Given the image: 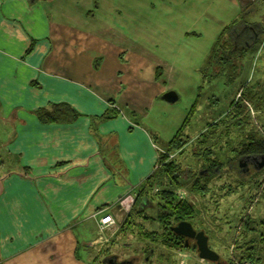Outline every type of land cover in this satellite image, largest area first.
<instances>
[{"label": "crops", "instance_id": "crops-1", "mask_svg": "<svg viewBox=\"0 0 264 264\" xmlns=\"http://www.w3.org/2000/svg\"><path fill=\"white\" fill-rule=\"evenodd\" d=\"M242 12V0H0V104L19 119L0 141V264H91L93 215L122 219L155 169L154 134L168 145L184 125L162 96L199 82L186 72L196 42ZM214 17L228 19L217 34ZM111 100L120 114L93 127ZM48 103L81 116L43 124L33 111ZM263 192L245 188L241 209Z\"/></svg>", "mask_w": 264, "mask_h": 264}, {"label": "trees", "instance_id": "trees-1", "mask_svg": "<svg viewBox=\"0 0 264 264\" xmlns=\"http://www.w3.org/2000/svg\"><path fill=\"white\" fill-rule=\"evenodd\" d=\"M252 1L254 0H242L243 12L240 15H253V11L257 12V15H262L260 12L262 7L259 4L254 7ZM259 3L264 4V0ZM260 20V17H252L247 20L244 17L240 21H235L225 26L212 46L209 61L218 59L217 49L218 46H223V44L231 46V53L236 51L255 52L258 44L264 46V27L261 26ZM31 50L32 48L30 47L26 53H29ZM230 56V52H228L227 58H230ZM217 62L219 63L218 60ZM248 85L244 89H241L239 97L232 103L231 108L223 116L213 123L209 122L200 135L186 140L181 138V136L195 116L194 113H188L184 125L167 145L168 148L164 149L167 154L165 152L158 154L157 167L140 185V188L136 190L134 204L122 228L115 235L116 238L130 240L133 238L135 230L138 229L142 239L160 242L164 246H167L169 251H194L198 253L195 241L188 240L185 236L174 231V227L178 223L188 221L193 225L194 229L197 231L202 230L208 236L206 230H203L204 228L198 229L197 226L198 224L200 226L203 225L201 214L198 215L197 213L200 209L198 211L189 201L177 198L176 193L180 189L179 187L184 184L187 187L186 185L189 183L188 186L191 192L201 200H204L202 202L205 203V210L212 221H218L222 218L216 214L219 210H216V215H214V202V207L217 209L219 201L222 198H227L239 192L240 189H245L249 186L257 189L262 187L261 183H256L258 178L263 175L264 167L251 172L248 181L240 175L241 172H238L235 167L246 156H254L256 159H259L264 154V119L261 120L264 117V97L260 95L263 89L260 88L255 91L246 90ZM109 104L110 107L104 114L91 117L93 127H96L101 121L113 119L120 114V111L114 107L115 103L113 100ZM2 110L3 108L0 104V141L8 144L11 143V138L16 135L14 125L19 122V119L17 110H14L10 116L4 119ZM33 114L43 124L75 121L81 116L68 103H48L35 109ZM9 124L10 126L8 127L7 125ZM154 140L156 143L159 140L157 134H154ZM102 144H107V142L104 141ZM187 144H190L192 147V153L197 160L201 161V169L195 171L192 175H190L192 171H188L186 174L183 170V164L177 160L179 156L184 154ZM0 145H3V143H0ZM114 145L118 149V145ZM115 147L112 148V152H115ZM3 151H5L4 148L0 147L1 156ZM169 151L177 152L173 159L167 158ZM3 165L4 163L1 162L0 166ZM228 165L232 168L230 167L228 168L229 170H226L225 168ZM158 185L159 189L156 190ZM214 191L224 193L217 196L221 198L219 201L214 198V194H216ZM146 201H149L158 208L156 217L146 215V209L144 208ZM225 219L232 224L230 220ZM242 219V215H240L239 220L237 219L238 228L239 230L243 229L242 232L245 233V238L248 240L244 244H241L238 241V236L233 235L229 239V242H232L231 244H238L240 253L237 254L234 249L231 255L230 252H227L225 259L219 254L220 257L217 263L214 262L213 264H222L223 262L225 264H238L239 260L244 259L256 260L257 263L264 264V246L263 248L261 246L258 247L256 244L257 239L254 237L258 236L260 241L263 240L264 244V228H260V225H264V219L260 222L262 224L256 223L252 225L251 212L246 213L245 221H242ZM154 221L158 222L159 228L147 229L145 223L149 222L151 224ZM208 239L209 246L219 253L223 245L214 246L209 236ZM150 248L152 247H149L147 252L152 254L153 248ZM160 259L163 260V264H168L172 260L170 256L162 254L160 255Z\"/></svg>", "mask_w": 264, "mask_h": 264}, {"label": "rangeland", "instance_id": "rangeland-1", "mask_svg": "<svg viewBox=\"0 0 264 264\" xmlns=\"http://www.w3.org/2000/svg\"><path fill=\"white\" fill-rule=\"evenodd\" d=\"M260 1H252V5L255 7L258 4L264 8V4L259 3ZM90 2V1H89ZM90 3H85L86 8H91ZM247 20L248 18L252 17H260V23L261 26L264 27V15H230L229 18L233 19L230 23L235 21H240L241 18ZM228 20V19H227ZM227 20H224L222 18H215L213 20V30L217 34L218 28L217 26H221ZM230 20V19H229ZM186 23H192L191 19L188 18V21ZM229 23V24H230ZM190 26V25H189ZM221 32V31H220ZM220 32L216 35L212 36V30L211 34L205 35L203 34L201 40L199 42H196L198 46H201L200 51L195 52L191 54V61L188 62V67L186 68V72L188 77L194 76H200L199 82L191 83L185 85L184 83L176 82L173 84V87L178 91V95L180 96V99L176 101L178 105H180L182 108H185L188 113H194L195 116L192 119L191 123L185 128L184 133L182 134L181 138L188 139V138H194L198 135H200L201 131L206 127V125L211 122L213 123L215 120H217L219 117L223 116L230 108L234 101L237 100V98L240 95L241 89H244L246 85H248V88L246 90H258L263 89L262 92H260V95L264 97V46H261L262 44H258L256 51H236L234 53H231V46L227 44H223L218 46L217 49V57L218 59H213L209 61L210 51L212 49V46L216 42ZM216 38L213 40V38ZM213 40V41H212ZM264 41V40H263ZM184 45H189L185 43ZM216 49V47H215ZM207 52V53H206ZM230 52V58H227V53ZM196 57V58H195ZM219 61V63L217 62ZM158 70V69H157ZM196 74V75H195ZM264 117L261 119L263 120ZM260 120V121H261ZM176 135L174 133L169 140H172L173 137ZM168 136H170V133H168ZM166 142L168 141H162L158 140L157 143L159 145V153H164L166 150L167 145ZM166 153V152H165ZM177 152L169 151L168 157L173 159L176 156ZM167 154V153H166ZM178 162H181L183 164V170L187 174L188 171H192L190 175H192L195 171H199L201 169L200 162L198 161L195 155L192 153V147L189 146L187 149H184V154L179 156L177 158ZM165 162V161H164ZM243 163H246V171L241 172L240 175L245 179L248 180L249 175L251 172H253L255 169L251 167L252 165L247 164V162L243 159ZM161 164V163H160ZM157 167V163L155 165ZM231 166H226V170H229ZM243 168L242 166H240ZM232 168V167H231ZM249 168V169H248ZM216 173V171H215ZM186 183V182H185ZM262 185V188L264 189V172L263 175L258 178V181L256 184ZM189 184V183H188ZM188 184L185 187L184 185H181L179 190L180 192H177V198L180 200L189 201L195 209H197L199 214H201V220L203 225H197L198 229L204 228L203 230H206L209 238H211L210 241H212L214 246L223 245V248L221 247L219 250V253L223 259L227 257V252L233 253V250H231V246H234L231 244L232 242H229V239L234 236H238V241H240L241 244H244L248 239L245 238L246 235L243 233V229L239 230V226L237 224L240 215H242V221H245L246 212H243L246 208L241 209V195H243V190L240 189L239 192L233 194L230 196V198H225L223 201L221 200L219 203V207L222 209L220 210L219 207L215 209L214 203V215L217 214V216L222 217L218 221H212L211 218L208 217L207 212L205 210V203L203 199L201 200L198 196H195ZM251 186L246 187V189H249ZM159 189V185L156 187V190ZM252 189L254 187L252 186ZM185 195L183 192H185ZM156 192V191H155ZM216 195H214L216 200H220L221 198L217 197L218 191H214ZM255 194L257 192H254ZM251 195H247L245 198H250ZM258 199V202L252 201V212L251 216L253 219L254 224L262 222L264 219V194L256 196ZM254 200V199H253ZM247 201V200H246ZM134 204V203H133ZM132 204V206H133ZM230 204V205H229ZM229 205V206H227ZM124 209V215H128L130 212V209ZM211 206V205H209ZM144 208L146 209V215L147 216H157L158 208L154 205H152L149 201H146L144 204ZM212 209V208H211ZM216 210H219L216 212ZM242 210V212H240ZM216 212V214H215ZM103 212L99 211L97 217V213L94 216L97 221V229H98V236L100 237L103 242L99 243L97 246L93 244L92 250L93 254L91 255V264H105L104 259L106 257L113 258L114 256H118L119 258H133L135 257V263L136 264H163V260L160 259V255H166L171 257V261L168 264H180L182 258L179 257L176 253L173 251H169L167 246H164L160 242L152 241L151 239H142L139 233V230L136 229L135 233L133 234V238L130 240H122L115 237L117 232L120 231L122 228L125 220L123 219H117L120 222H122L120 228L118 231L105 233L101 232L99 229L98 220L103 215ZM106 213V212H105ZM102 214V215H101ZM248 215V214H247ZM225 217L230 220V223L223 222L220 223V221H224ZM238 219V220H237ZM226 220V219H225ZM157 221H154L153 223L146 222L147 229H157L159 228V225L157 224ZM229 225V229L227 230V226ZM260 228H264V225H260ZM264 231V230H263ZM97 237L95 239H97ZM256 237L257 241L256 244L258 247L261 246L263 248V240L260 241L258 236ZM94 239V240H95ZM113 239V243L118 240V243L116 244H109L111 240ZM194 240V239H192ZM209 242V239H208ZM219 242V244H217ZM230 243V244H229ZM236 246V248H235ZM234 246L235 252L239 254V246L236 243ZM106 247L111 248L107 252H104V249ZM149 247H152L151 253H148L147 250ZM102 250V251H101ZM238 251V252H237ZM187 253H190L193 255V259L189 260L186 259L184 264H195L196 262L200 264H213L214 261H209L207 259L200 260V257L197 252L194 251H188ZM97 255V256H96ZM229 255V254H228ZM147 261H145L146 258ZM220 257V256H219ZM97 259V260H96ZM173 261V262H172ZM262 261V260H261ZM217 263V261H215ZM249 262H256V260H239V264L242 263H249ZM257 263V262H256ZM222 264H225L224 262ZM257 264H260L259 262Z\"/></svg>", "mask_w": 264, "mask_h": 264}, {"label": "water", "instance_id": "water-1", "mask_svg": "<svg viewBox=\"0 0 264 264\" xmlns=\"http://www.w3.org/2000/svg\"><path fill=\"white\" fill-rule=\"evenodd\" d=\"M162 99L169 103H174L178 100V96L174 91H168L162 96ZM262 161L257 169L264 167V154L260 156ZM174 231L185 236L186 238L194 239L197 245V251L200 258L209 261H218L219 254L209 246L208 236L204 231H197L188 221H181L174 227Z\"/></svg>", "mask_w": 264, "mask_h": 264}, {"label": "built area", "instance_id": "built-area-1", "mask_svg": "<svg viewBox=\"0 0 264 264\" xmlns=\"http://www.w3.org/2000/svg\"><path fill=\"white\" fill-rule=\"evenodd\" d=\"M181 190H177V192H180ZM186 191L183 192V194L185 195ZM128 208V207H127ZM125 208V209H127ZM98 224H99V229L101 232H114V231H118V229L120 228L122 222H120L119 220H117L115 218V216L109 212L103 213V215L99 218L98 220ZM102 240L100 237H98L97 239H95L94 243L96 244V246L101 243ZM231 250H234V246H231ZM173 251L174 253H176L179 257L182 258L180 264H184V262L186 261V259L192 260L193 259V255L187 252H181V251H176V250H170ZM200 260H204L203 258H200ZM195 264H200L198 262H196ZM239 264V263H238ZM242 264H257L256 262H249V263H242Z\"/></svg>", "mask_w": 264, "mask_h": 264}, {"label": "flooded vegetation", "instance_id": "flooded-vegetation-1", "mask_svg": "<svg viewBox=\"0 0 264 264\" xmlns=\"http://www.w3.org/2000/svg\"><path fill=\"white\" fill-rule=\"evenodd\" d=\"M244 160L247 162V164L252 165L251 167H253L254 169H257V167H259L260 162L262 161V159L260 158L256 159L254 156H250V157L246 156ZM240 166H242L243 168H241ZM235 167L238 170V172H245L247 169L246 163H243V159L240 162H238V164ZM187 239L192 240L190 238ZM135 259H136L135 257L129 259H125V258L121 259L118 256H114L113 258L106 257L104 259V263L105 264H136ZM145 260L147 261V258Z\"/></svg>", "mask_w": 264, "mask_h": 264}, {"label": "clouds", "instance_id": "clouds-1", "mask_svg": "<svg viewBox=\"0 0 264 264\" xmlns=\"http://www.w3.org/2000/svg\"><path fill=\"white\" fill-rule=\"evenodd\" d=\"M247 207V210L245 209L243 212L249 213L252 212V205L251 206H245V208Z\"/></svg>", "mask_w": 264, "mask_h": 264}, {"label": "bare ground", "instance_id": "bare-ground-1", "mask_svg": "<svg viewBox=\"0 0 264 264\" xmlns=\"http://www.w3.org/2000/svg\"><path fill=\"white\" fill-rule=\"evenodd\" d=\"M126 218H127V215H123L122 219L126 220Z\"/></svg>", "mask_w": 264, "mask_h": 264}]
</instances>
